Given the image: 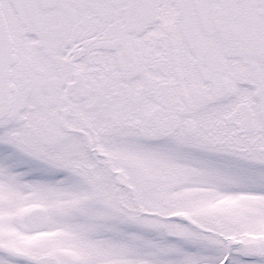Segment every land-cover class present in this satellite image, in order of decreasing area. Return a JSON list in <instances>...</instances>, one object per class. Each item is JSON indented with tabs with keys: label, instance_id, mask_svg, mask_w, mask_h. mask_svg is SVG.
<instances>
[{
	"label": "snow or ice",
	"instance_id": "obj_1",
	"mask_svg": "<svg viewBox=\"0 0 264 264\" xmlns=\"http://www.w3.org/2000/svg\"><path fill=\"white\" fill-rule=\"evenodd\" d=\"M0 264H264V0H0Z\"/></svg>",
	"mask_w": 264,
	"mask_h": 264
}]
</instances>
